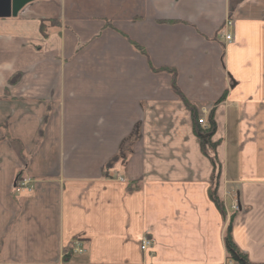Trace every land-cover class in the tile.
<instances>
[{
    "label": "crops",
    "instance_id": "crops-1",
    "mask_svg": "<svg viewBox=\"0 0 264 264\" xmlns=\"http://www.w3.org/2000/svg\"><path fill=\"white\" fill-rule=\"evenodd\" d=\"M230 222L264 263V0H36L0 18V264H236Z\"/></svg>",
    "mask_w": 264,
    "mask_h": 264
},
{
    "label": "trees",
    "instance_id": "trees-1",
    "mask_svg": "<svg viewBox=\"0 0 264 264\" xmlns=\"http://www.w3.org/2000/svg\"><path fill=\"white\" fill-rule=\"evenodd\" d=\"M245 0H229V12L230 14L234 13V11L237 9V7L243 3ZM42 34L44 37L48 36V30H47V26L45 24H43L42 28ZM130 44L133 46V48L137 51L143 52V49L141 47H139L137 45V43L131 42L129 41ZM168 72L170 74H172L173 78L175 79L176 74L175 72L168 70ZM15 81V79H13L12 83ZM173 89L175 90V92L179 95L180 99L183 101L184 105L187 108H192L191 105L189 104V102L185 99V97L183 96V94L180 92V90L176 87V83L175 81L173 82ZM221 101V100H220ZM199 119V118H198ZM197 126L198 128L200 127L198 124V120H197ZM197 128V129H198ZM216 123L214 121V113H211L209 120H208V126L206 129L202 130L203 131V135L206 136L205 139L201 138V146L203 148L204 153L206 154L207 157H209V153L208 150H210L211 152H213V156L210 158L211 163L215 169V172L218 169V164H217V158H216V154H215V149L217 147V143H213L212 142V138L216 133ZM219 178V175H215L214 176V183L211 187V190L209 192V197L211 199V201L216 205V207L224 214V209H223V204L221 202V200L218 197V191H217V180ZM225 246L227 249V253L229 256V260L233 263L236 264H264V263H253L249 256L247 254H245L240 248L239 246L235 243L234 239H233V235H232V222H230L227 231H226V235H225ZM68 253H67V258L71 253V248L68 249Z\"/></svg>",
    "mask_w": 264,
    "mask_h": 264
},
{
    "label": "water",
    "instance_id": "water-1",
    "mask_svg": "<svg viewBox=\"0 0 264 264\" xmlns=\"http://www.w3.org/2000/svg\"><path fill=\"white\" fill-rule=\"evenodd\" d=\"M33 1L36 0H0V18L18 16L19 12Z\"/></svg>",
    "mask_w": 264,
    "mask_h": 264
},
{
    "label": "built area",
    "instance_id": "built-area-1",
    "mask_svg": "<svg viewBox=\"0 0 264 264\" xmlns=\"http://www.w3.org/2000/svg\"><path fill=\"white\" fill-rule=\"evenodd\" d=\"M229 25H231V23H229ZM226 39H227L228 41H230V40H231V36H226ZM198 123H199L200 125H205V120H204V119H200ZM29 184H30L29 179H26V178L21 179V180L19 181V183H18L17 191L20 192V191L26 189V188L29 186ZM76 245H77V250H78L79 252H82V251L80 250V244L77 242ZM149 245H150V240H148L147 238H144V239L142 240L141 249H142L143 251H145V250L149 247Z\"/></svg>",
    "mask_w": 264,
    "mask_h": 264
},
{
    "label": "rangeland",
    "instance_id": "rangeland-1",
    "mask_svg": "<svg viewBox=\"0 0 264 264\" xmlns=\"http://www.w3.org/2000/svg\"><path fill=\"white\" fill-rule=\"evenodd\" d=\"M23 176H24V177H26V176H27V173H26V174H24ZM30 187H31V186H30Z\"/></svg>",
    "mask_w": 264,
    "mask_h": 264
}]
</instances>
